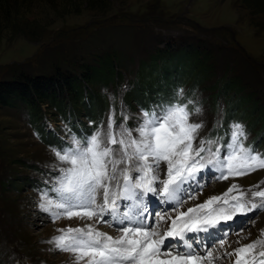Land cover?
<instances>
[{"label":"rangeland","instance_id":"rangeland-1","mask_svg":"<svg viewBox=\"0 0 264 264\" xmlns=\"http://www.w3.org/2000/svg\"><path fill=\"white\" fill-rule=\"evenodd\" d=\"M257 1L8 0V8L0 7V80L56 70L80 76L91 65L81 98L64 99L65 111L42 102L36 109L41 116L34 118L20 101L0 104V264H77L73 253L50 242L67 227L92 223L109 235H120L107 223L67 216L53 220L38 208L42 181L61 166L54 146L69 138V130L87 134L111 118L119 138L122 125L135 127L133 118L140 109L183 89L184 98L198 101L202 109L192 117L203 125L194 147L201 140L215 141L205 144L215 151L227 140L229 125L239 123L244 144L264 154V9L255 7ZM196 45L199 52L191 48L185 55V47ZM163 49H170L169 55ZM230 77L240 83L224 86ZM165 170L161 164L162 178ZM218 175L208 168L198 174L196 183L202 187L191 193L195 199L181 197L186 203L180 210L222 196L234 184L247 194L245 199L261 203L251 192L264 190V168L227 179ZM237 194L233 190L229 195ZM158 201L149 194V224L174 206H156ZM231 221L234 225L223 228L226 245L235 242L239 248L264 241V207ZM169 225L162 222L160 228ZM206 247L213 256L221 253L215 264H234L235 256L226 255L233 250L222 251L219 239ZM261 251L264 244L258 243L253 251L257 261Z\"/></svg>","mask_w":264,"mask_h":264},{"label":"snow or ice","instance_id":"snow-or-ice-1","mask_svg":"<svg viewBox=\"0 0 264 264\" xmlns=\"http://www.w3.org/2000/svg\"><path fill=\"white\" fill-rule=\"evenodd\" d=\"M197 104L177 89L150 109H140L133 118L135 127L122 125L119 138L111 118L87 134L69 130V138L62 137L54 146L61 166L53 169L54 177L50 172L49 179L42 181L38 208L53 220L67 216L107 223L120 235L114 237L88 223L60 229L50 242L58 250L73 253L77 264H213V252L206 244L219 239L223 247V228L230 227L227 222L264 207V190L251 192L253 199L260 198L257 204L245 199L247 194L234 184L222 196H211L186 211L180 210L186 203L181 197L196 198L191 193L202 187L196 178L206 168L219 173V179L240 176L264 168V154L244 144L246 136L239 123L229 125L227 140L215 151L205 147L215 141L201 140L194 147L203 126L192 119L202 111ZM161 164L166 165L163 178ZM233 190L238 194L230 196ZM149 194L159 198L156 206L174 205L171 212L157 214L155 224L148 222ZM167 221L170 225L161 230L160 224ZM258 243L264 241L250 242L226 255L235 256L234 264H264V251L259 261L253 256Z\"/></svg>","mask_w":264,"mask_h":264},{"label":"trees","instance_id":"trees-1","mask_svg":"<svg viewBox=\"0 0 264 264\" xmlns=\"http://www.w3.org/2000/svg\"><path fill=\"white\" fill-rule=\"evenodd\" d=\"M5 5L7 8L10 6H8V0H0V7L3 6V8H5ZM254 5L258 9H264V0H258ZM191 48L195 49L194 52H199L198 45L195 47H185V55L186 53L188 55L190 54L188 50H191ZM168 50L170 49H166L167 52H163L165 51L164 49L160 51L161 53L169 55ZM195 58L196 61L199 59L196 53ZM152 62V66H154V61L152 60ZM89 66L91 65L84 66V72H82L80 76L56 70L49 75L39 74L27 76L20 73L16 75L13 80H0V104H15V102L20 101L27 107L26 109L30 111L31 114H35L34 118L41 116L39 115L41 109H39V111L36 109L42 102L58 107L59 111H65L64 104L67 98L72 99V101L81 98L82 84L88 79L87 76H91ZM223 83L224 86H226V84L232 86L234 83L238 84L240 82L237 77H234L233 80H231L230 77L224 79Z\"/></svg>","mask_w":264,"mask_h":264},{"label":"bare ground","instance_id":"bare-ground-1","mask_svg":"<svg viewBox=\"0 0 264 264\" xmlns=\"http://www.w3.org/2000/svg\"><path fill=\"white\" fill-rule=\"evenodd\" d=\"M195 205H196V204L193 203V205H190V207H193V206H195ZM188 207H189V206H188ZM186 210H187V209H186ZM182 211H185V210H182ZM227 223H228V222H227ZM211 230H212V229H210V231H211ZM189 234H190V233H189ZM189 234H188V235H189ZM195 235H197V234H195ZM199 235H206V233H201V234H199ZM167 241H168V239H166L165 242H167ZM227 243H228V242H227ZM234 243H235V242L232 243V242L229 241V243H228L227 245L225 244V245H223V247H221V246H220V247H221L222 251H224V252H226V251H228V250H229V251H232V250L238 248L237 246L240 245V244H239V245H238V244L235 245ZM241 245H242V244H241ZM219 254H221V253H219ZM219 254L217 253V255H214V258L216 259V257H217ZM215 259H214V260H215ZM231 260H232V259H231ZM213 264H215V262H213ZM229 264H230V263H229Z\"/></svg>","mask_w":264,"mask_h":264}]
</instances>
